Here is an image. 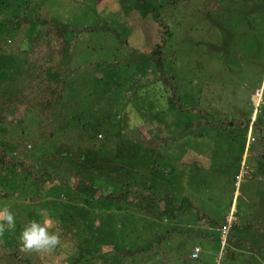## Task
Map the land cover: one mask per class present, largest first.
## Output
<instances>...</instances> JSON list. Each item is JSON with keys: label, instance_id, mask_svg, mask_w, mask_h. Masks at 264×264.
Returning a JSON list of instances; mask_svg holds the SVG:
<instances>
[{"label": "rangeland", "instance_id": "1", "mask_svg": "<svg viewBox=\"0 0 264 264\" xmlns=\"http://www.w3.org/2000/svg\"><path fill=\"white\" fill-rule=\"evenodd\" d=\"M29 1L40 5L39 9L34 6L37 10L34 12L44 18L66 20L77 28L93 26L104 18L113 28L124 31L129 41L136 43L133 45L137 50L145 49L147 52L146 49L153 45L148 41L157 40L152 26L143 20L142 14L120 11V0H92V3L90 0H84V3H80L81 0ZM246 3V0H226L222 8L230 19L221 23H213L214 16L208 18L199 6L194 10L191 7L194 4L190 2L172 12L163 10L165 21L174 33L172 45L176 47V57L180 62L183 103L187 106L199 104L208 110L215 126L205 125L196 113L181 112L170 105L158 88L145 89L135 84L139 75L152 74L147 57L144 56L145 61L141 60L139 51L132 54L129 45L126 48L116 45L110 35L95 33L83 36L78 52L71 60L77 68L67 91L71 96L74 91L83 95L82 101L94 108L103 104L96 114L88 118L89 122L100 118L102 124L90 127L87 134L96 136L97 140L106 136L110 144L114 142L113 146L118 142L115 153L106 151L105 156L113 163L122 165L125 162L127 170L120 183L191 195L192 203L199 207L201 214H208L215 223L210 225L207 217V221H199L197 214L189 210L184 215L178 214L176 220L171 216L163 219L157 207L154 212L149 208V214L134 209L120 212L111 202L99 203L101 206L92 209L95 216L92 215L85 224L77 223L85 222V216L78 210L66 211L61 207L68 202L67 186L53 185L41 193L40 200L32 203L27 200L36 194L32 182L16 179V175L9 179L1 175V171L0 208L7 207L15 216L16 226L22 227L30 221L28 215L31 220H40L37 211L47 209L56 220L53 231L59 235L60 244L51 252H28L21 250L19 238L16 241L18 249L15 243L9 245L2 240L0 264H75L82 249L100 252L92 256L82 253L83 258L77 264H100L116 253L111 252V246L119 249L135 244L147 246L157 231H173L170 241L163 245L165 251L159 252L158 257L147 255V259L139 264L162 261L165 264H264L263 251L253 254L247 248L237 247H227L223 251L222 240L219 239L220 228L225 220L232 219L230 215L243 218L251 215L254 221L260 204L264 205V159L261 157L264 143H259L258 136L253 133L254 123L264 124V0H258L254 10L247 9L250 5L246 6ZM101 6L106 11L99 9ZM2 9L5 10L4 7ZM113 9L117 14L108 12ZM0 42L5 53L12 56L4 65L15 64L19 51L27 46L26 33L13 32L6 38L0 36ZM9 78L0 70V82ZM257 93L262 95L261 100ZM140 94L148 95L141 97ZM71 98L78 100L82 96ZM72 115L77 118L79 114L73 110ZM36 117L32 109L11 113L9 124L0 131L1 138L14 142L20 136L34 135L36 139L39 132L36 126L39 119L34 123ZM74 120L68 123L71 128L63 125L66 128L60 139L69 131H75ZM19 121L22 123L18 124ZM151 122L162 126L164 143L159 152L154 156L141 153L132 156L135 159L132 161L130 158L119 159L116 154L121 143L119 134L135 127L136 130L131 132L136 133L138 128L146 132L151 129ZM220 122L225 124L220 126ZM244 122L249 125L244 126ZM88 135L85 136L88 138ZM262 137L264 135H260V139ZM27 149L32 150V147L28 145ZM69 184L72 185V181ZM103 187L115 190L117 185ZM60 201L65 204L61 205ZM160 207L163 209L164 205ZM61 214L64 220L58 222ZM99 225L100 231L109 228L112 240L107 237L106 242L99 241L104 240V236L93 233ZM115 225V228H110ZM130 225H133L132 230ZM251 236V232L244 235L248 239ZM263 241L252 240L254 245ZM101 245L107 247L101 248ZM196 248L202 250L198 260L192 258Z\"/></svg>", "mask_w": 264, "mask_h": 264}, {"label": "trees", "instance_id": "2", "mask_svg": "<svg viewBox=\"0 0 264 264\" xmlns=\"http://www.w3.org/2000/svg\"><path fill=\"white\" fill-rule=\"evenodd\" d=\"M225 1L120 0L118 2L121 7L120 11L126 13L133 11L142 14L143 20L146 19L153 28L157 40L148 41L153 45L149 46L147 44L146 46L149 47L145 52V49L137 50L136 43L130 42L124 31L116 27L113 28L111 23L104 18L99 19L93 26L77 28L67 23L66 20H48L42 14L34 12L36 10L34 6L39 9L40 5L33 3V1L0 0V36L6 38L13 32L20 33L22 31L26 33L27 41L26 48H22L17 55V63L9 65H4V62L12 56L5 53L3 43L0 42V70L10 77L0 82V131L5 129V125L9 124L8 119L11 113L32 109L37 115L34 123H37L36 121L39 119L36 125L39 129L36 139L34 135H28V137L20 136L14 142H11L9 138L4 140L0 135L1 175L7 176L9 179L16 175V179L23 178L26 182L30 180L33 189L36 190L35 195L27 197V200L32 203L40 200L41 193L51 189L54 187L53 185L67 186L66 200L68 202H65V206H61L65 203L60 201V206L66 208V211H69V209L78 210L79 214L85 216V222L77 223L85 224L92 215L95 216L96 214L92 209L98 208V205L101 206L99 203L111 202L115 206L114 208L120 212H131V209H134L149 214V208L154 212V208L157 207L158 212L161 211L163 219L171 216L176 220L178 214L184 215L183 213L189 210L197 214L199 221L208 220L210 225L214 224V219L208 217V214L207 216L204 213L201 214L199 207L192 203L191 195L183 196L184 194H179L175 190H159L153 187L120 183L124 172L127 170L125 162L123 161L122 165L113 163L105 156L106 151L115 153L118 142L113 146L114 142L110 144L106 136L102 140H97L95 139L96 136L87 134V131L91 130L95 124L97 126L102 124L100 118L90 122L88 118L93 113L96 114L103 104H98L94 108L90 103L82 101L85 98L83 95H78L74 91L71 96L67 89L77 68L71 60L78 52L77 47L83 36L95 33L110 35V37H114L116 45L120 44L122 48L129 45L132 54L139 51L141 60L144 59L145 61L144 56L147 57V63L152 67V74L139 75L135 78V84L145 89L147 87L158 88L162 98L166 99L170 105L177 107L181 112L196 113L202 118L205 125L215 126L216 123L208 110L202 109L199 104L197 106H187L183 103L180 89L182 83L179 81L180 62L176 57V47L172 45L174 33L170 24L167 20L165 21L163 10L166 13L172 12L190 2L194 4V6H191L194 7V10L199 6L203 8L208 18L211 19L214 16L213 23H221L230 19L229 14L226 13L227 11L223 12L224 8L222 7ZM246 1V6L250 5L247 6V9L252 8V10L258 3V0ZM90 2L93 1L90 0ZM80 3H84V0H81ZM3 7L5 10L2 9ZM99 9L105 10L102 6ZM237 10L238 7L234 11L237 12ZM108 12H111V15L116 13L115 10ZM251 13L254 12L251 11ZM186 28H188V25ZM147 95L140 94L141 97ZM77 96H82V98H78V100L71 98H77ZM119 98H121L120 95ZM73 110L79 114L77 118L72 117L74 116L72 115ZM75 118L76 120H74ZM71 120L75 121V131H69L60 139L66 128L63 125H68ZM17 123L21 124L22 121ZM153 123H149L151 129L146 132L139 128L136 133L131 132L136 130L135 127L119 134L121 143L120 148L116 151L117 157L121 160L130 158V161H132L135 160L132 159V156H139L141 153L156 155L164 140L162 139V126ZM224 124V122L219 123L220 126ZM248 125V122H244V126ZM260 125L263 126L264 124H253V133L258 136L259 143H264V137L260 139V135H264V127ZM69 128H71V125ZM119 131L120 129L117 133ZM131 134L134 135L130 136ZM85 135H88V138ZM86 142L87 144H85ZM28 145L32 147V150L27 149ZM30 154L32 156H28ZM37 155L40 157L37 158ZM261 157L264 159V153ZM70 181H72V185L69 184ZM115 184L117 185L115 190L103 187V185L115 186ZM9 187L11 186L9 185ZM160 205H164V208L161 209ZM66 211L65 213H70ZM257 211L258 215L253 218L254 221H252L251 215L250 218L230 215L232 219L225 220V224L220 228L221 237H219L222 240L223 251L227 247H237L247 248L253 254L264 252V241L259 245H254L252 242V240L257 242L258 239L264 240V205L260 204ZM28 216L31 220V216ZM206 217L207 220H205ZM59 220H64L62 214L59 216L58 222ZM77 220H79L78 217ZM154 222H156V219L153 220V224ZM162 223H164L163 220ZM100 226L93 233L97 232L96 234H100V237L101 235L104 236V240L99 239L102 243L103 241L106 242L107 237H110V233H108L110 231L109 228L100 231ZM112 227L115 228L116 225L110 228L112 229ZM132 227L133 225H130V230H132ZM22 229L21 225L16 226L15 230L6 229L0 234V242L6 240L9 245L16 244ZM84 232L86 233V231ZM237 232L241 234L238 235ZM250 232L253 237L251 236L249 239L244 237L245 233L249 234ZM172 235L173 231L166 233L157 231L147 246L135 244L124 249L111 246V252L116 253L107 258L106 261L99 262L100 264L142 263L147 259V255L158 257L159 252H164L163 245L170 241ZM100 247L106 248L107 246L101 245ZM18 248L19 246L16 249ZM82 250L83 254L87 253L91 256L100 252L97 249ZM82 253H79L75 264L83 258ZM201 253L202 250L198 253L196 260L200 258ZM165 263L162 261V263L155 264Z\"/></svg>", "mask_w": 264, "mask_h": 264}, {"label": "clouds", "instance_id": "3", "mask_svg": "<svg viewBox=\"0 0 264 264\" xmlns=\"http://www.w3.org/2000/svg\"><path fill=\"white\" fill-rule=\"evenodd\" d=\"M37 215L41 219L30 220L19 233L21 250L28 252H51L60 244L59 235L53 231L56 221L52 219L47 209H39ZM6 229L15 230L16 222L14 214L7 207H3L0 208V234Z\"/></svg>", "mask_w": 264, "mask_h": 264}, {"label": "built area", "instance_id": "4", "mask_svg": "<svg viewBox=\"0 0 264 264\" xmlns=\"http://www.w3.org/2000/svg\"><path fill=\"white\" fill-rule=\"evenodd\" d=\"M258 96H260L259 93H257ZM200 252V248H196L194 253L192 254V258L193 259H197L198 258V253Z\"/></svg>", "mask_w": 264, "mask_h": 264}]
</instances>
